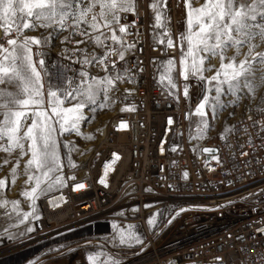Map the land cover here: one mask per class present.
Masks as SVG:
<instances>
[{
    "label": "snow or ice",
    "instance_id": "6c2138e0",
    "mask_svg": "<svg viewBox=\"0 0 264 264\" xmlns=\"http://www.w3.org/2000/svg\"><path fill=\"white\" fill-rule=\"evenodd\" d=\"M185 6L186 31L178 37L180 77L185 83L178 85L173 75L176 71L174 58L160 64L162 71L158 83L177 102L181 87L183 97L189 99L190 79L203 83L202 98L194 111L185 114L186 119L198 118L196 136L191 138L203 139L209 128V111L214 119L219 110L228 106L222 97L228 95L239 101L242 95H249L254 99L257 89L264 87V51H257L264 45V0H204L200 7H193L192 0H185ZM150 8L154 13L153 40L163 45L165 50L173 49L177 45L170 33V17L165 11L167 0H152ZM128 13L136 15V0H0V152L8 157L18 154L10 172L13 185L19 175L20 161L27 157L23 175L28 187L21 196L28 205V211L22 208L21 200H7L4 196L7 180L0 179V209L14 220L13 227L40 219L37 201L67 187L68 180H75L74 175L65 179L64 168L77 167L71 153L79 149L71 141L61 145L60 138L74 133L87 140L93 139L81 131V123L88 119L85 109L96 105L101 96L103 102L99 107H111L117 100L112 95L119 91L117 84L136 82L132 68L117 66L120 62L127 65L126 57L136 48V42L128 40L133 35L130 28L135 27V23H122ZM38 29H44L47 35L25 34ZM157 29L163 31L158 32ZM65 32L68 35L63 36L61 43L77 46L65 48L64 53L66 59L81 65L78 82L63 73L54 75L46 64L45 49L53 38ZM75 36L82 39L74 40ZM88 43L101 49L102 55L79 47ZM212 59L219 60L218 68L211 64ZM88 66L99 67L105 75H90ZM213 69V75H205ZM125 92L131 95L134 89H125ZM134 110V105L121 108V111ZM257 111L264 112V108H257ZM168 124H173L171 118ZM257 125L259 135L264 132V120L255 121L254 126ZM126 127L121 122L120 128ZM233 130L226 128L225 135ZM243 131L248 133L247 128ZM62 147L67 149L63 155ZM172 150L176 151L175 148ZM202 151L213 153L216 150L204 148ZM113 156L114 159L105 165L104 177L99 180L105 187L109 170L120 158L115 153ZM9 162L5 159L3 164ZM187 175L185 172L184 176ZM72 187L73 191H79L85 188V184L78 183ZM63 199L62 196L52 197L48 203L52 205L53 200ZM182 211L185 209H180L175 215ZM155 223V216L148 219L150 226ZM112 229L114 246L117 243L127 247L143 244L133 225L122 228L113 224ZM32 231V227L25 228L27 233ZM258 231L264 232V228ZM8 238L15 237L9 235ZM86 259L88 264H121L117 256L103 250L88 254ZM260 259L264 260V255Z\"/></svg>",
    "mask_w": 264,
    "mask_h": 264
},
{
    "label": "built area",
    "instance_id": "2783aa9c",
    "mask_svg": "<svg viewBox=\"0 0 264 264\" xmlns=\"http://www.w3.org/2000/svg\"><path fill=\"white\" fill-rule=\"evenodd\" d=\"M182 4L183 0H170L172 11H179ZM148 14L147 0H136V15L128 13L122 20L135 23L128 40L136 42V48L126 57L127 65L120 62L117 66L132 68L136 82L122 85L134 92L117 95L119 110L105 125L101 147L86 163L85 172L39 200L36 238L96 223L123 222L132 213L145 218L159 210L176 214L185 209L149 242L146 251L123 264H264L260 259L264 232L258 231L264 228V132L257 135L259 126H254L255 121L264 120V112L255 109L236 119L232 132L212 141L209 147L216 151L197 159L187 145L192 117L186 119L185 114L192 111L193 97L199 100L202 87L188 82L189 99L185 100L181 87L179 102L162 89L158 80L164 47L149 36ZM66 35L58 34L45 49L46 64L54 75L63 73L78 82L81 65L66 59L64 53L65 48L77 46L62 44ZM79 47L102 55L90 43ZM87 71L105 75L99 67L88 66ZM133 105L134 111H121ZM121 122L127 127L120 128ZM245 152L248 155H242ZM114 153L120 158L109 170L105 187L99 180ZM78 183L85 188L73 191ZM61 196L63 200L48 203Z\"/></svg>",
    "mask_w": 264,
    "mask_h": 264
},
{
    "label": "rangeland",
    "instance_id": "374dc122",
    "mask_svg": "<svg viewBox=\"0 0 264 264\" xmlns=\"http://www.w3.org/2000/svg\"><path fill=\"white\" fill-rule=\"evenodd\" d=\"M151 2L152 0H147L150 25L149 36L151 40L155 42L153 40L152 28L154 13L150 8ZM203 3L204 0H192L193 7H200ZM165 11L167 16L170 17V33L177 46L173 49L165 50V47L162 45L164 47V57L162 58L161 63L170 58L175 59L176 71L173 75L176 78L177 84L182 86L185 81L180 77L179 60L181 57V51L178 37L181 33L186 31L187 9L185 6V0H183L182 8L179 11H172L170 8V0H167V9ZM156 31H163V29H157ZM25 34L37 37L47 35L44 29L28 31ZM245 51H247V49H245ZM257 51H264V45H261ZM211 64L218 68L219 60L212 59ZM161 71L162 69L160 68V72ZM214 71L215 69H213V72H206L205 75L211 76L214 74ZM257 75H259V73H257ZM188 82L197 83L195 79H190ZM200 85L202 88L199 101L204 94L203 83H200ZM117 87L119 88V91L112 93L115 98H117L118 94L125 93L126 89L122 83H118ZM165 93L167 94V92ZM222 100L228 106L219 110L214 119L209 111V128L206 130L203 139L191 138L196 136V122L198 120L197 117L192 116L187 145L189 150L195 154L197 159L211 154L203 152L202 150L204 148H208L213 140L221 135H224L225 129L231 128V125L236 119L247 116L255 109L264 106V103L261 102L264 100V87H259L257 89L254 99L249 95H242L239 101H236L235 97L226 95L222 97ZM102 102L103 97L101 96L96 105H89L85 109V115L88 119L81 123V131L84 136H92L93 139L87 140L81 136L75 135L74 133L66 134L64 137L60 138L61 145H63L65 141H71L79 149V151H73L71 153V159L75 162L77 167L75 169H70L68 167L64 168V176L66 180L68 176L83 174L85 172L86 163L92 159L96 151L99 149L105 125L110 117L119 110L118 99L111 107L100 108L99 104ZM61 152L63 155L67 153V149L62 147ZM17 155L18 154L14 153L11 157H8L6 153L0 152V179L7 180V188L4 192V196L7 200H21L22 208L24 211H28V205L21 196V192L28 187L25 184L26 177L23 175V167L27 157L20 161V169L18 170L19 175L15 184L13 185L11 182L12 177L10 172L15 164ZM86 156H90V159L84 161L83 157ZM5 159L10 161L6 165L3 164ZM64 162L67 164L66 156ZM39 200L37 201L36 207L40 216L38 208ZM153 216L156 218V223L150 226L148 224V219ZM173 216H176L173 211H166V209H164L147 214L143 222H139L137 220L138 217L132 213L131 216L124 218L123 222L112 221L111 223H96L79 229L50 235L40 240L36 238L38 220H32L28 224L13 227L12 225L14 220L9 219L6 215H4V210L0 209V264H88L86 259L87 255L100 250L107 251L109 254L117 256L121 260V264L127 263L140 253L146 251L149 242L159 237L162 229L167 225ZM113 224H117L122 228H127L129 225L135 226V231L143 240V244H134L131 247H127L120 246L117 243L116 246H114L112 242L115 237V233L112 229ZM26 227H32L34 231L27 233L25 232ZM9 235L14 236L15 238L9 239ZM184 264L192 263L187 262Z\"/></svg>",
    "mask_w": 264,
    "mask_h": 264
},
{
    "label": "bare ground",
    "instance_id": "6f19581e",
    "mask_svg": "<svg viewBox=\"0 0 264 264\" xmlns=\"http://www.w3.org/2000/svg\"><path fill=\"white\" fill-rule=\"evenodd\" d=\"M204 92V91H203ZM199 103V100H198V98H196V96H194L193 97V99H192V101H191V108H192V111H194V109H195V107H196V105ZM103 133V132H102ZM101 146L99 145V148H100ZM208 149H211L210 147H208ZM99 151V149L96 151V152H98ZM95 155V154H94ZM90 159V156H86V157H83V160L84 161H87V160H89ZM139 219H138V221H142L143 222V220H144V218H142V216H140V217H138ZM165 264H171L170 263V261H166L165 262Z\"/></svg>",
    "mask_w": 264,
    "mask_h": 264
}]
</instances>
